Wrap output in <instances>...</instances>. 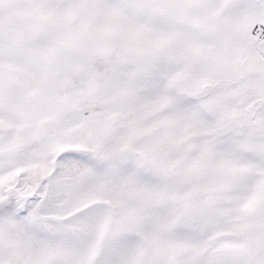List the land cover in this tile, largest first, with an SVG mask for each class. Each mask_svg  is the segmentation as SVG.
<instances>
[{
    "label": "snow or ice",
    "instance_id": "obj_1",
    "mask_svg": "<svg viewBox=\"0 0 264 264\" xmlns=\"http://www.w3.org/2000/svg\"><path fill=\"white\" fill-rule=\"evenodd\" d=\"M0 264H264V0H0Z\"/></svg>",
    "mask_w": 264,
    "mask_h": 264
}]
</instances>
